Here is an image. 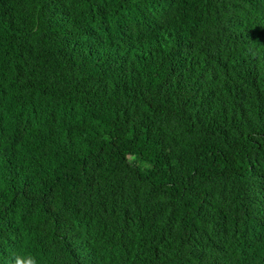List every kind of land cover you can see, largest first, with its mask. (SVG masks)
Segmentation results:
<instances>
[{"label":"trees","instance_id":"trees-1","mask_svg":"<svg viewBox=\"0 0 264 264\" xmlns=\"http://www.w3.org/2000/svg\"><path fill=\"white\" fill-rule=\"evenodd\" d=\"M264 264V0H0V264Z\"/></svg>","mask_w":264,"mask_h":264},{"label":"clouds","instance_id":"clouds-1","mask_svg":"<svg viewBox=\"0 0 264 264\" xmlns=\"http://www.w3.org/2000/svg\"><path fill=\"white\" fill-rule=\"evenodd\" d=\"M28 264H37V261L33 257L30 261H28Z\"/></svg>","mask_w":264,"mask_h":264}]
</instances>
